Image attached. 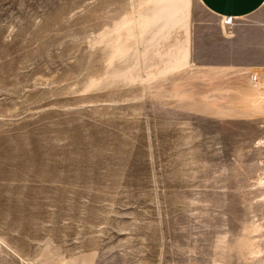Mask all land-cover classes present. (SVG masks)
<instances>
[{
	"label": "rangeland",
	"instance_id": "rangeland-1",
	"mask_svg": "<svg viewBox=\"0 0 264 264\" xmlns=\"http://www.w3.org/2000/svg\"><path fill=\"white\" fill-rule=\"evenodd\" d=\"M218 27L0 0V264H264V83L188 51Z\"/></svg>",
	"mask_w": 264,
	"mask_h": 264
},
{
	"label": "crops",
	"instance_id": "crops-1",
	"mask_svg": "<svg viewBox=\"0 0 264 264\" xmlns=\"http://www.w3.org/2000/svg\"><path fill=\"white\" fill-rule=\"evenodd\" d=\"M199 1L220 27L192 29L188 51L194 57L201 52L203 66L240 72L247 79L252 72L264 73V0ZM227 17L232 27L223 25Z\"/></svg>",
	"mask_w": 264,
	"mask_h": 264
},
{
	"label": "built area",
	"instance_id": "built-area-1",
	"mask_svg": "<svg viewBox=\"0 0 264 264\" xmlns=\"http://www.w3.org/2000/svg\"><path fill=\"white\" fill-rule=\"evenodd\" d=\"M234 21L231 17H227L223 20V25L226 27H232ZM249 81L254 85H261L264 82V73L252 72L249 74Z\"/></svg>",
	"mask_w": 264,
	"mask_h": 264
}]
</instances>
